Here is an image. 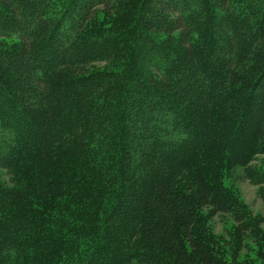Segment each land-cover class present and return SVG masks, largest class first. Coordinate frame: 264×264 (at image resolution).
<instances>
[{
    "label": "trees",
    "instance_id": "obj_1",
    "mask_svg": "<svg viewBox=\"0 0 264 264\" xmlns=\"http://www.w3.org/2000/svg\"><path fill=\"white\" fill-rule=\"evenodd\" d=\"M0 4V264H218L203 210L255 229L223 180L264 203V0Z\"/></svg>",
    "mask_w": 264,
    "mask_h": 264
},
{
    "label": "rangeland",
    "instance_id": "obj_2",
    "mask_svg": "<svg viewBox=\"0 0 264 264\" xmlns=\"http://www.w3.org/2000/svg\"><path fill=\"white\" fill-rule=\"evenodd\" d=\"M257 2L259 1H255L254 5ZM1 6L2 4H0ZM96 17L101 19L103 15L98 12ZM178 36L176 33L173 37L175 41L179 40ZM154 37L160 42L166 40V36L162 34L154 35ZM17 42L16 37L0 38V47L2 45L9 47ZM253 166L256 170L264 173L263 158H259ZM223 185L236 196L246 219L255 225V229H251L244 236L240 235L239 237L237 226L229 217L224 215L211 216L208 210H203L194 230L204 233L203 235L207 238L211 249L214 251V256L219 262L218 264H264V203L258 197L257 186L244 178L241 168L235 169L230 176L224 178Z\"/></svg>",
    "mask_w": 264,
    "mask_h": 264
}]
</instances>
